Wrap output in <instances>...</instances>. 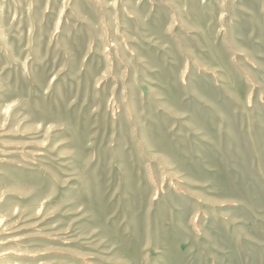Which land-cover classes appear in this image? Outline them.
I'll return each mask as SVG.
<instances>
[{
	"label": "rangeland",
	"instance_id": "obj_1",
	"mask_svg": "<svg viewBox=\"0 0 264 264\" xmlns=\"http://www.w3.org/2000/svg\"><path fill=\"white\" fill-rule=\"evenodd\" d=\"M7 189L0 264H264V0H0Z\"/></svg>",
	"mask_w": 264,
	"mask_h": 264
},
{
	"label": "bare ground",
	"instance_id": "obj_2",
	"mask_svg": "<svg viewBox=\"0 0 264 264\" xmlns=\"http://www.w3.org/2000/svg\"><path fill=\"white\" fill-rule=\"evenodd\" d=\"M10 190L11 189H7L6 191H0V197L8 195L9 192H11ZM11 210H15V209L13 208ZM27 210H25V211H27V213L29 214L30 211H29V209H27ZM28 220H29V218L26 217L23 221L26 222ZM18 221H19L18 218L14 217V212H8L5 215L0 214V237L5 235L9 230H12L14 228H15V231H13V233H15L21 229H25V227L20 228V226H19L20 224H18ZM27 237L28 236H22V237H18V238L15 237V238L8 239L6 241L7 242L19 241V240L21 241L23 239H26ZM18 255L24 256L26 254L20 253Z\"/></svg>",
	"mask_w": 264,
	"mask_h": 264
}]
</instances>
